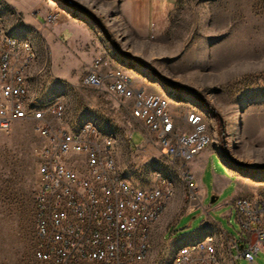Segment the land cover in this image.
I'll return each instance as SVG.
<instances>
[{
    "label": "rangeland",
    "instance_id": "374dc122",
    "mask_svg": "<svg viewBox=\"0 0 264 264\" xmlns=\"http://www.w3.org/2000/svg\"><path fill=\"white\" fill-rule=\"evenodd\" d=\"M52 1L62 4L63 22H48L42 16L43 22L38 23L35 17L40 13L34 9L52 7ZM52 1L21 0L23 12L0 1V30L28 39L36 51L27 75L29 97L38 106H50L59 98L65 125L95 123L101 138L111 139L119 175L133 185L152 187L157 175L164 177L172 196L160 217L173 209L175 219L186 212V185L178 163L148 145V157L138 164L131 155V143L142 142L144 128L130 116V100L108 93L105 85L89 88L80 84L96 59L105 73L124 67L147 93L168 98L169 106L179 112L174 114L177 128H186L179 118L184 112L195 109L202 114L210 142L197 159H204L208 146L224 151L233 168L252 177L248 200L263 202L259 219L263 217L264 0H177L163 20L149 22L145 33L131 28L120 16L115 0ZM39 145L32 122L17 121L0 132V260L7 264L29 258L28 233L33 226L37 183L35 149ZM214 159L223 168L217 156ZM208 182L205 175L202 184ZM231 192L232 187L224 189L211 206ZM210 200H204L202 207H208ZM227 210L222 207L210 216L226 223L221 215ZM191 218L183 217L178 223L177 230L191 223L180 234L195 229L204 215ZM231 223L228 231L234 234L239 231L235 217ZM163 233L157 230L152 236L142 264L171 260ZM239 264L247 263L241 260ZM254 264H264V251L255 256Z\"/></svg>",
    "mask_w": 264,
    "mask_h": 264
},
{
    "label": "built area",
    "instance_id": "2783aa9c",
    "mask_svg": "<svg viewBox=\"0 0 264 264\" xmlns=\"http://www.w3.org/2000/svg\"><path fill=\"white\" fill-rule=\"evenodd\" d=\"M48 22L56 20L48 15ZM27 51L9 43L0 34V132L10 124L29 121L40 139L36 147V187L33 226L28 233L29 258L18 264H142L143 231L150 230L153 212L167 201L169 185L157 177L156 184L144 190L130 188L113 170L110 138H97L92 129L70 133L65 127L60 101L43 106V113L26 112L24 98ZM96 59L80 84L99 88L130 100L129 114L141 122L142 142L132 144V157L143 163L148 145H154L171 163H178L187 181L186 212L202 206L201 196L185 165L204 149L205 129L195 114L180 115L184 128H177L178 117L169 111L168 99L147 93L128 72H103ZM131 138V133L129 134ZM261 205V206H260ZM240 236L248 245L240 252L247 264L264 251L263 233L255 229L263 202L238 199L234 204ZM0 264H7L0 260ZM174 264H213L210 241L178 253Z\"/></svg>",
    "mask_w": 264,
    "mask_h": 264
},
{
    "label": "crops",
    "instance_id": "0c3cea01",
    "mask_svg": "<svg viewBox=\"0 0 264 264\" xmlns=\"http://www.w3.org/2000/svg\"><path fill=\"white\" fill-rule=\"evenodd\" d=\"M2 3L14 8L18 12H23L21 7V0H0ZM52 1V0H50ZM118 4V13L125 19L131 28L137 30L140 33H145L148 29L150 21L163 20L168 14L170 7L175 4L177 0H115ZM54 1H52L53 3ZM55 4L47 6V9L34 8L35 12H39L40 15L35 17L38 23H42V16L48 17L51 13L56 16V20L63 22L62 4L54 2ZM50 4V3H49ZM58 4V5H56ZM60 5V6H59ZM28 11V10H26ZM59 11V13H58ZM64 29V28H63ZM63 29L61 31H63ZM126 71V70H125ZM132 77V76H131ZM146 90V89H145ZM153 93V91H152ZM154 94V93H153ZM164 98H166L164 96ZM168 99V98H166ZM169 111L172 114H178L179 112L173 107L169 106ZM196 111L201 115V125L204 124V117L195 109L188 110L189 113ZM203 134L208 135L206 132ZM208 154L204 159L198 160L196 156L194 159L188 161L185 165L188 173L192 176V182L196 186L197 192L201 196V201L211 197L208 207H200L195 210H191L183 213L175 219H172L173 209L166 211L155 223L152 225L151 239L155 236V232L164 231L163 240L168 243V250L172 253L173 257L176 249L181 245L188 244L202 239L209 235L216 239V245L220 251L219 260L221 264H239L241 260L245 261L240 255V252L248 245V243L240 236V232L232 234L228 231V227H233L231 221L232 217H235V210L233 204L238 199L250 198V191H247L248 186L251 184V176H245L237 169L233 168L229 163L224 151L219 148H213L208 146ZM214 155L222 164L223 168L217 166L218 162L214 159ZM209 176L208 184L203 185L204 176ZM248 185V186H247ZM232 187L231 194L224 199L221 203L211 206L219 196L223 193L224 189ZM171 197V196H170ZM168 197V198H170ZM167 198V199H168ZM170 200V199H169ZM167 201V204L169 202ZM167 207V205H166ZM222 207L228 208L221 216L226 220V223H220L210 216L211 213L217 212ZM199 212L196 216L195 213ZM204 215V218L200 223L187 233L180 234L179 231L183 229H189L191 223L184 228L177 230L176 226L183 217L192 216V220H195L197 216ZM264 217V216H263ZM263 217L258 219L255 225H252L255 229H259L263 233L264 238V220ZM236 221V217H235ZM255 258V257H254ZM172 259V258H171ZM246 262V261H245Z\"/></svg>",
    "mask_w": 264,
    "mask_h": 264
},
{
    "label": "bare ground",
    "instance_id": "6f19581e",
    "mask_svg": "<svg viewBox=\"0 0 264 264\" xmlns=\"http://www.w3.org/2000/svg\"><path fill=\"white\" fill-rule=\"evenodd\" d=\"M0 34L2 35L3 38H5L7 41H9V43H15V44H19L23 47V49H25L27 51V56H28V62L25 63L24 66H22V74H25V85H24V98H28L25 99V107H26V112L29 113H43V109L40 108L33 99H31L29 97L28 94V86H27V75L28 72L31 68V65L33 64L35 58H36V51L33 47V45L31 44V42L24 38V37H20V36H15L12 34H6L4 32H2L0 30ZM118 70L121 71H125L124 67L122 68H117ZM126 72V71H125ZM53 106V103L50 105ZM60 110H61V114H62V119H64V114H65V110H64V106L62 104V102L60 101ZM191 114H195L197 116V120L201 121V115L198 114L196 111H192ZM65 125V124H64ZM66 128H68L70 130V133H80V132H84L87 131L88 128L92 129V135H94V137L97 138H101V134H100V130L99 128L96 126L95 123H93L92 121L86 120L84 122H82L79 126H69V125H65ZM203 142H204V148L209 144L210 142V137L206 134H203ZM112 151V148H111ZM112 156H113V152H112ZM113 170L114 172L117 173V175H119L117 168H116V164H115V160H114V156H113ZM157 177L161 178V180H165V184L169 185V194H167V198L172 196V190L170 188V184L169 182L162 177L161 175H157ZM182 177V174H181ZM183 179V178H182ZM121 180L124 182H127V184H130V188L131 189H135V190H144V187H140V186H136L133 185L132 183H130L129 181H127L126 179L121 177ZM185 185H186V193H185V199H186V207H187V191H188V184L187 181H184ZM165 209V201H163V205H160V211H155L153 212V223H151V228L150 230H144L143 231V245L144 247H142V261L145 260L146 256L148 255V252L150 250L151 247V230H152V225L155 223V221L160 217V215L163 213ZM205 239H208L210 241V249H211V254H212V259H213V264H221L220 260H219V249L216 245V239L213 236H205L200 240L194 241V242H190L188 244H184L181 245L180 247H178L172 257V259L166 263V264H174L175 262V257L178 256V253H181L182 251L185 250H193L194 247H203L205 246Z\"/></svg>",
    "mask_w": 264,
    "mask_h": 264
},
{
    "label": "water",
    "instance_id": "95a60500",
    "mask_svg": "<svg viewBox=\"0 0 264 264\" xmlns=\"http://www.w3.org/2000/svg\"><path fill=\"white\" fill-rule=\"evenodd\" d=\"M74 7L77 8L78 10H80V11L86 13V14H90L88 11H86L84 8H82L81 6H79V5H77V4H75Z\"/></svg>",
    "mask_w": 264,
    "mask_h": 264
}]
</instances>
